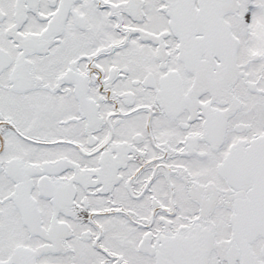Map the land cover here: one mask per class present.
<instances>
[{
  "label": "snow or ice",
  "instance_id": "1",
  "mask_svg": "<svg viewBox=\"0 0 264 264\" xmlns=\"http://www.w3.org/2000/svg\"><path fill=\"white\" fill-rule=\"evenodd\" d=\"M0 264H264V0H0Z\"/></svg>",
  "mask_w": 264,
  "mask_h": 264
}]
</instances>
